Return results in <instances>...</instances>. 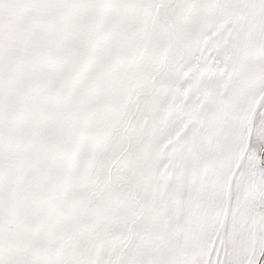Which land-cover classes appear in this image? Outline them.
Listing matches in <instances>:
<instances>
[{
    "label": "snow or ice",
    "instance_id": "obj_1",
    "mask_svg": "<svg viewBox=\"0 0 264 264\" xmlns=\"http://www.w3.org/2000/svg\"><path fill=\"white\" fill-rule=\"evenodd\" d=\"M0 264H264V0H0Z\"/></svg>",
    "mask_w": 264,
    "mask_h": 264
}]
</instances>
